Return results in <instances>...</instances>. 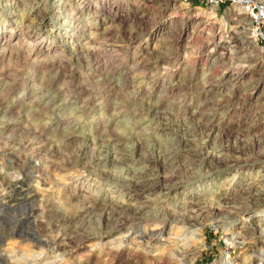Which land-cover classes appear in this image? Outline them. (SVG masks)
I'll list each match as a JSON object with an SVG mask.
<instances>
[{"label": "rangeland", "instance_id": "374dc122", "mask_svg": "<svg viewBox=\"0 0 264 264\" xmlns=\"http://www.w3.org/2000/svg\"><path fill=\"white\" fill-rule=\"evenodd\" d=\"M237 1L0 0V264H16L14 256L19 264H222L226 256L246 264L264 255V204L250 218L217 212L230 230L209 214L191 226L198 212L180 204L197 195L232 205L264 175L263 163L214 171L201 163L202 152L227 156L234 144L253 148L249 161L264 159V30L252 33ZM209 125L211 135L199 136ZM180 130L191 143L159 174L182 187L163 204H139L141 212L123 196L134 193L118 188L155 169L75 164L88 141L90 152L121 159L170 154L178 147L170 131ZM23 168L40 169V179L17 185ZM86 201L96 213L85 212ZM105 206L112 214H101ZM140 232L143 244H128ZM162 236L169 241L153 251ZM231 238L243 244L229 247Z\"/></svg>", "mask_w": 264, "mask_h": 264}, {"label": "bare ground", "instance_id": "6f19581e", "mask_svg": "<svg viewBox=\"0 0 264 264\" xmlns=\"http://www.w3.org/2000/svg\"><path fill=\"white\" fill-rule=\"evenodd\" d=\"M6 50H7V48L3 49V51H6ZM161 129H163V128H161ZM186 129L187 128H184V130L183 129L182 130L186 131ZM214 130H215V126L214 125H209L208 128L206 127V129H205L204 126L203 127L199 126L197 132H198L199 136H202V137L203 136H205V137L207 136V137H209ZM164 131H165V129H163L161 131V132H163V133H161L162 135L164 134ZM183 131L180 130L178 133L175 132V131H170L174 135L177 136V140H178L177 151L178 152L176 151V152H173V153H170V154H165L164 152L162 153V151H161V152H158L157 154L151 153L148 156H138L135 159H131V160H129L127 158L121 159V157L118 156L117 153L102 154L99 151V153L97 155V154H95V151L94 152L93 151L90 152L89 151V149L91 148L90 143H89L90 141L87 140L88 142H86L85 145L83 146V148L81 150V155H80V157H78L79 160H77V162H75V164L78 166V164H81V163H92L95 160L105 162L106 164H110V163H113L115 161L116 162H121L122 161V162H125L128 165L130 171L131 170L133 171L134 170L133 167H135L137 165L141 166L142 168H145L146 170L149 169V168L155 169L156 173L154 175L146 176V175H144V172H142L140 176L135 175L134 177H131L129 180L126 179L123 182L119 181L122 184L119 185L120 188H118V191H124L125 193L126 192H129V193L133 192L134 193L133 197H135V198H132L131 196L129 197L126 194L123 193L124 194L123 196L128 201L127 205L130 206L131 209H133L134 211L141 212L144 207L142 205H139V204H141V203H144V204L154 203L156 205L161 204V203L163 204L166 201V199L168 198V195L171 192H175V194H176V193L179 192L180 188L182 187L181 186L182 185L181 181L180 182L171 183V182L167 181L165 178H163V177L161 178V176L159 174V169L161 167L165 166L172 159H175L178 155H180L179 151L185 150L186 148L189 147V145L191 143V140L188 138L186 133L183 132ZM74 134H75V132L71 133L70 135L74 136ZM74 137H76V136H74ZM229 151H231L233 153L230 154V155H227V156L224 155V154L213 153V152H209V151L205 152V153L202 152V155L204 157L202 156L201 163L204 164L205 167L209 168L210 171H214V170H230V169H232L234 167L235 164H238V163H240V164L242 163L243 165H249V164L251 165V164H255V163H263V165L260 167V169L264 170V159H261V161H259V162H253V161H249L251 156H249L248 158L247 157L244 158L245 156L250 155V153L253 152V148H250V147H248V146H246L244 144H234L233 146L230 147ZM86 155H88V156H86ZM235 155H237V156H235ZM84 161H86V162H84ZM67 163L69 164V166L73 164L71 162V160H68ZM39 172H40V169L38 170V169H32V168H27V169L23 168L21 170V172L19 173V175H16L14 177L12 176V178H13V180L15 181V183L17 185L18 184H22L23 185L22 187H26V186L29 187L34 182L33 181L34 179H37V180L40 179L39 175H38ZM103 177L104 178H109L110 175L107 174V173H103ZM79 181L80 180H78V182ZM116 182H118V181H116ZM257 183H258V185L260 184V186L255 185L253 191L251 190L248 193H246V194L250 195L248 198H245V199L240 200V201H234V202H232V205L223 204L222 202H215V201H213V199H210V200L209 199H201V198L197 197V195L194 196V197L188 198V200H190V202H187V203L183 202V203H180V204H183V206L184 205H188L193 212H194V210H196L198 212V214H195L196 216L194 215V216L188 217L187 220H189L191 226L192 225H197V223H198V221H200L199 219L201 217L207 216V214H209L210 215L209 219L211 220V222H213V223L215 222V223H217L219 225L221 224L222 227H226V228H228V230H230L231 229V228H229L230 222L222 220L221 219L222 218L221 214H218L217 216H214V215L217 212H220V211H222L224 209H230V211H231V209L232 210L240 209L239 214L246 215L247 218H250L251 216H253L252 213L256 211L255 207L256 206L260 207V205L264 204V199H263V197L261 195V192H259V191H263L264 192V175H262V176H260L258 178V180L256 181V184ZM38 184L40 185L39 182H38ZM82 184L83 183L79 182V186L80 187L82 186ZM2 187H4V186H2ZM32 193H33V191H32ZM252 193H253V195H252ZM158 197H162V198L159 199ZM4 199H5V197H2V195H0V201L4 200ZM94 205L95 204L93 203V201L92 202L91 201L90 202L86 201V203H85V212L87 214L96 213L97 210L95 209ZM109 211L112 214L111 207L105 206L104 209L101 211V214H104V213L106 214ZM227 211H229V210H227ZM188 213H189V211H188ZM190 214H192V213H190ZM109 219L110 218H107V220H109ZM258 221H260V220H256V221H254V223H257ZM254 226H256V224ZM254 226L253 227H249V228L246 227V230L249 232L247 235H249V237H253L252 239L255 238V236H254V234H255ZM197 231H198V229L192 231V233H191V237L192 238L191 239H195L196 236H200V234H198ZM137 233H139V232H137ZM143 235H144V233L140 232V234L136 235L135 237H133L132 240H130L128 244H131V245L134 244L133 241H136L135 243L139 242V244L140 243L143 244L142 243ZM226 235H231V234H226ZM101 236H103V235H101ZM163 236H162V239L158 240L159 243L163 242V244H161V245L159 244V246L158 245L154 246L153 247V249H154L153 251H159V250L164 249V247H165V243L164 242L169 241V240L167 238L168 235H166L167 237L165 236L166 238H164ZM179 237L180 236H178L177 238H179ZM242 237H244V236H242ZM125 238L128 239V236L124 235V236H121V237L114 238L112 241H108L105 245H110L111 248H113V246H115L118 243L119 240L121 241V239H125ZM186 239H189V238L186 237ZM231 239L233 241L231 242V244H229V247H230V245H233V244H243V241L241 243V242L237 241V238L236 239L235 238H231ZM40 241H42V240H40ZM149 243H150V241H149ZM121 244H123V242ZM153 245H155V244H153ZM140 248H143V247L141 246ZM117 249H118V247H117ZM3 258H4V254L2 252H0V259H3ZM228 258H229V256L224 257L222 259V262H223L222 264H232L229 261ZM9 259H11L14 263L19 264L18 262H19V259H21V257L20 258H18V257L16 258V256H14V257H10ZM194 261H195V259L193 258L190 261V263L193 264ZM246 264H264V255L261 254V255H259V257L256 260H253L252 262H247Z\"/></svg>", "mask_w": 264, "mask_h": 264}, {"label": "built area", "instance_id": "2783aa9c", "mask_svg": "<svg viewBox=\"0 0 264 264\" xmlns=\"http://www.w3.org/2000/svg\"><path fill=\"white\" fill-rule=\"evenodd\" d=\"M188 0H181L186 3ZM213 3V1H211ZM242 13L247 19V26L253 34L263 36L264 30V1L262 0H238Z\"/></svg>", "mask_w": 264, "mask_h": 264}]
</instances>
